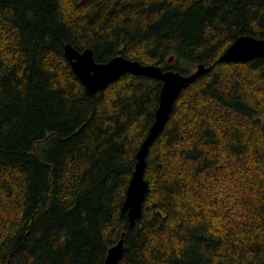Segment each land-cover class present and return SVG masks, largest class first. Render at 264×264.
<instances>
[{
	"label": "trees",
	"instance_id": "trees-1",
	"mask_svg": "<svg viewBox=\"0 0 264 264\" xmlns=\"http://www.w3.org/2000/svg\"><path fill=\"white\" fill-rule=\"evenodd\" d=\"M264 0H0V264H264ZM122 55L183 74L147 156L149 192L122 213L163 82L126 73L90 94L66 56ZM174 56L172 62L169 58Z\"/></svg>",
	"mask_w": 264,
	"mask_h": 264
},
{
	"label": "water",
	"instance_id": "water-1",
	"mask_svg": "<svg viewBox=\"0 0 264 264\" xmlns=\"http://www.w3.org/2000/svg\"><path fill=\"white\" fill-rule=\"evenodd\" d=\"M65 53L90 94L105 89L126 73L145 75L163 82L155 121L137 152L135 170L128 184L122 206V213L127 214L130 227H134L143 215L144 201L150 187L145 177L149 149L168 122L181 92L199 76L209 71L210 67L199 64L193 72L183 74L173 69L164 70L160 65L144 64L122 55L105 63L97 62L91 49L81 52L70 44L66 46ZM256 57L264 58V39L252 35H241L219 57V61L246 62ZM173 60L174 56H171L169 61ZM124 245L123 234L118 243L108 250L105 264H118L124 253Z\"/></svg>",
	"mask_w": 264,
	"mask_h": 264
},
{
	"label": "rangeland",
	"instance_id": "rangeland-1",
	"mask_svg": "<svg viewBox=\"0 0 264 264\" xmlns=\"http://www.w3.org/2000/svg\"><path fill=\"white\" fill-rule=\"evenodd\" d=\"M196 68H197V67H194V68H193V71L196 70Z\"/></svg>",
	"mask_w": 264,
	"mask_h": 264
}]
</instances>
